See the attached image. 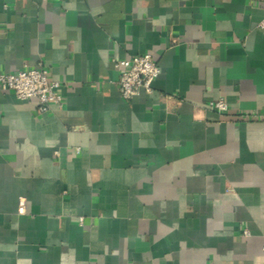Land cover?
<instances>
[{
	"label": "crops",
	"instance_id": "crops-1",
	"mask_svg": "<svg viewBox=\"0 0 264 264\" xmlns=\"http://www.w3.org/2000/svg\"><path fill=\"white\" fill-rule=\"evenodd\" d=\"M263 15L0 0V73L42 62L62 96L38 115L0 87V264H264ZM142 53L159 74L124 100L113 60Z\"/></svg>",
	"mask_w": 264,
	"mask_h": 264
},
{
	"label": "built area",
	"instance_id": "built-area-1",
	"mask_svg": "<svg viewBox=\"0 0 264 264\" xmlns=\"http://www.w3.org/2000/svg\"><path fill=\"white\" fill-rule=\"evenodd\" d=\"M258 27L264 32V15ZM113 66L119 69L118 89L124 100L133 98L141 91L152 92V83L159 74V67L150 54H135L113 60ZM0 87L13 92L21 100H35L38 115L47 113L52 105L62 104L59 93L61 82L50 77L48 68L42 62L14 72L0 73ZM208 106L219 112L227 110V104L222 99L210 101ZM18 210L22 213L23 205Z\"/></svg>",
	"mask_w": 264,
	"mask_h": 264
}]
</instances>
